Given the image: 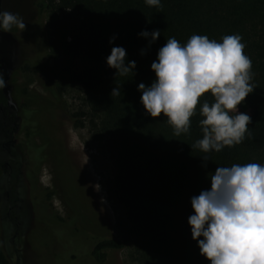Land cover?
I'll list each match as a JSON object with an SVG mask.
<instances>
[{
  "label": "trees",
  "instance_id": "16d2710c",
  "mask_svg": "<svg viewBox=\"0 0 264 264\" xmlns=\"http://www.w3.org/2000/svg\"><path fill=\"white\" fill-rule=\"evenodd\" d=\"M40 7L47 12L49 30V52L42 63L48 82L44 88L49 98L57 99L66 88L81 87L92 114L91 136L105 137L112 155L107 196L123 209L130 258L137 264H210L191 236V198L210 189V176L217 167L264 165V0H160L159 7L146 5L145 0H44ZM154 30L160 36L151 44L139 35ZM193 35L218 43L224 36L239 35L243 54L252 64L253 92L238 106L256 113L248 114L251 123L244 140L220 152L205 154L192 148L203 138L200 108L205 101L210 106L214 102L210 93L198 99L188 134L179 136L163 114L153 119L141 104L138 85L148 87L156 79L151 64L158 50L169 38L184 46ZM113 47L125 49L126 66L135 61L133 73L116 75L107 66ZM114 88L119 95L111 96ZM48 100L37 109L20 108L17 126L37 125L40 111L46 118ZM0 112L10 118L12 133L16 121L4 87H0ZM86 115L81 111L77 118ZM7 162L15 171L12 196L21 162ZM4 166L0 154V175ZM124 248L125 243L101 232L91 256L98 264H108V254Z\"/></svg>",
  "mask_w": 264,
  "mask_h": 264
},
{
  "label": "rangeland",
  "instance_id": "374dc122",
  "mask_svg": "<svg viewBox=\"0 0 264 264\" xmlns=\"http://www.w3.org/2000/svg\"><path fill=\"white\" fill-rule=\"evenodd\" d=\"M43 1L0 0L2 11L18 15L26 25L25 30L13 26L0 32L3 87L16 121L9 133L10 118L0 112L5 162L0 175V264H98L91 252L101 232L125 243L124 249L108 254V264H137L130 258L123 209L107 196L112 155L105 137L91 136L92 114L81 87L66 88L57 99L49 98L44 88L49 30ZM44 99H49V115L42 118L40 111L37 125L17 126L19 109H37ZM237 110L256 113L244 105ZM81 111L87 115L79 119ZM9 160L21 162L12 196L15 171Z\"/></svg>",
  "mask_w": 264,
  "mask_h": 264
},
{
  "label": "clouds",
  "instance_id": "9594fccd",
  "mask_svg": "<svg viewBox=\"0 0 264 264\" xmlns=\"http://www.w3.org/2000/svg\"><path fill=\"white\" fill-rule=\"evenodd\" d=\"M145 4L159 7L160 0H145ZM13 26L26 28L18 15L0 11V32H10ZM139 35L151 44L160 31H142ZM240 41L239 35L224 36L219 43L193 35L181 46L175 38L167 39L151 64L156 79L148 87L138 85L145 114L153 119L163 114L174 135L188 134L198 99L210 93L214 102L210 106L205 101L200 108L203 138L192 148L207 154L240 144L251 118L238 112L237 106L253 92L249 83L251 60L243 54ZM106 64L116 75L133 73L136 67L135 61H128L126 66L123 47H113ZM4 84L0 76V87ZM115 95H119L118 88L111 92ZM190 203L191 236L210 264H264V165L217 167L210 176V189L193 196Z\"/></svg>",
  "mask_w": 264,
  "mask_h": 264
},
{
  "label": "flooded vegetation",
  "instance_id": "af4514ba",
  "mask_svg": "<svg viewBox=\"0 0 264 264\" xmlns=\"http://www.w3.org/2000/svg\"><path fill=\"white\" fill-rule=\"evenodd\" d=\"M24 3H27L29 0H22ZM32 4V3H31ZM1 6V3H0ZM0 11H2L1 7H0Z\"/></svg>",
  "mask_w": 264,
  "mask_h": 264
}]
</instances>
